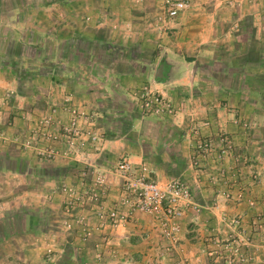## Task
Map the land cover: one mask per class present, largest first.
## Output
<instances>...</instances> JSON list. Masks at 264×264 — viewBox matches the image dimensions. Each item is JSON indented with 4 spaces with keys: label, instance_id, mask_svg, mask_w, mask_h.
I'll use <instances>...</instances> for the list:
<instances>
[{
    "label": "crops",
    "instance_id": "crops-1",
    "mask_svg": "<svg viewBox=\"0 0 264 264\" xmlns=\"http://www.w3.org/2000/svg\"><path fill=\"white\" fill-rule=\"evenodd\" d=\"M161 1L0 0V94L9 93L10 110L1 117L6 139L0 138V173L20 175L31 191L38 187L37 199H43L35 204L33 199L32 206L33 192L26 187L22 196L1 203L6 210H0V249L14 252L11 262L224 264L207 255L211 236H224L221 216H242L251 241L263 242V234L252 228L255 210L244 203L223 202L220 212L212 207L218 189L209 175L217 166L207 161L195 170L192 155L196 131L204 137L227 135L235 144L233 155L240 157L236 168L245 195L264 198V0H183L190 8L174 18L163 12ZM146 83L179 112L168 118L142 115L131 92ZM65 99L95 110L94 124L103 137L92 159L95 168L111 170L127 159L148 165L158 181L187 182L201 209H184L178 250L162 251L155 222L142 213L104 226L89 202L65 214L59 193L63 183L80 184L75 165L35 161L31 150L13 144L30 136L28 128ZM53 108L57 112L49 116L66 122V113ZM234 120L256 126L246 130ZM254 170L261 173L260 182L252 181ZM109 180L104 210L123 211L122 181L112 174ZM80 218L87 239L80 237ZM65 221L71 230L63 227ZM29 237L44 247L52 242L59 253L51 262L29 258ZM17 251L23 253L20 262ZM257 259L264 264V252Z\"/></svg>",
    "mask_w": 264,
    "mask_h": 264
},
{
    "label": "rangeland",
    "instance_id": "rangeland-1",
    "mask_svg": "<svg viewBox=\"0 0 264 264\" xmlns=\"http://www.w3.org/2000/svg\"><path fill=\"white\" fill-rule=\"evenodd\" d=\"M166 1L162 0L161 3L163 5V12H166ZM229 1V0H227ZM187 11V10H186ZM185 12V11H184ZM162 13V12H161ZM153 83V82H152ZM132 97L136 103V107L138 111L147 117H161V118H168L175 116L179 112V107L175 106L173 102L162 92L156 90L155 86L151 85L150 83H146L141 86L139 89H135L132 92ZM9 98V93L5 92L0 94V126L3 125V118L8 117L10 115V110L7 108V99ZM54 106H59L60 111L63 112L65 115L69 116V109L68 108H75L79 113L86 114L87 117L92 118L93 125L92 130L98 133V149L95 147L89 146V140L85 137H81L80 135L75 138V141L72 146L68 147L69 145L65 143L64 138L58 140H47L39 131V120L28 128L29 132H31L30 136L24 139L15 138L13 139V144L16 146H22L21 148L29 149L31 152L30 155L33 156L34 160H42V163H51L57 160H69L75 165V180H80V184L77 186L71 183H63L61 187V194L63 197L64 202V212L66 215L71 214L72 208L76 207L78 204L80 207L85 206L86 202L91 203L90 205L96 206V212L99 208L104 209V205L102 204L103 198L107 195V191L110 184H113L111 180H109V176L112 174L116 179L123 181L121 178L117 177L115 174L116 165L121 162H117L113 165L112 169H97L95 165L92 164V159L101 151V144L103 141L102 133L98 131L97 125L94 124L95 114L93 113L95 110L93 108L88 107L87 105H74L71 103L70 100L65 99L64 103L61 105H53L50 106L47 112L44 113L45 115H53L56 113V109L53 108ZM6 107V108H5ZM157 107H159L160 111H157ZM4 108V109H3ZM42 116V117H44ZM2 117V120H1ZM41 117V118H42ZM58 120V119H57ZM60 121V120H59ZM64 124L65 122H61ZM83 123V122H82ZM81 123L80 126L83 127ZM5 124V123H4ZM234 125H240L242 128L248 130L256 126L254 123L249 122H242V121H235ZM203 125L207 126L208 124L204 123ZM258 128V127H255ZM254 128V129H255ZM201 131V130H200ZM196 135L199 137L196 139V143L193 146V159H192V167L195 170H202L204 168V164H207V161L213 162L217 167H215L216 173H211L209 175V182L212 187H217L216 192V201L212 205V207L217 210H220L221 204L223 202L227 203H244L247 207L252 208L255 210L252 228H256V234H263L264 237V198L260 200H256L251 196L245 195L246 191L244 186H241L240 179L238 177L239 172L237 170L236 165L240 163V157L234 156L233 151L235 150V144L232 138L228 137L225 134H219L215 136H207L204 137L201 135V132L196 131ZM0 138L2 140L6 139V135L3 131L0 130ZM8 146V144H6ZM48 149L56 150L57 153H53L52 155H48L45 151ZM88 150V151H87ZM55 152V151H54ZM96 153V154H95ZM231 157L234 162H231ZM146 165V164H144ZM10 166V165H9ZM149 169L150 167L146 165ZM36 167V166H35ZM152 172V176L154 172ZM238 174V175H237ZM34 175L36 176V171H34ZM252 181L260 182L262 180L261 173L257 170L252 171L250 174ZM103 180L102 187H97L94 185L95 181L98 178ZM155 178V176H153ZM20 175L17 176L14 173H10L8 171H1L0 173V210H6V205H1V203L5 200L13 199L14 197L22 196L24 192H27V183L26 186L21 182ZM32 178H30L31 181ZM173 180V179H172ZM170 181V180H168ZM166 181V182H168ZM160 183H166L161 182ZM186 182V181H185ZM187 183V182H186ZM87 184V185H86ZM122 185V182H121ZM220 186H226L228 188L235 189V193H231L229 190L220 191ZM34 187V186H33ZM32 187V188H33ZM29 188L31 205L41 200L37 199V189L35 185V189L31 191V187ZM96 188L100 191L101 195L99 196V200L96 201L92 198H89L90 191ZM117 201V200H115ZM43 202V199L41 200ZM193 206L187 207L195 211L196 213L200 212L201 207L195 204L193 200ZM7 207L9 205L7 204ZM126 209H123V211ZM223 212V210H222ZM220 214V213H219ZM81 219V218H80ZM83 219V218H82ZM221 220L223 222L225 230L224 236L219 238L215 235H212L210 239L211 247L207 251V255L209 258L214 260H221L224 264H257L258 255L264 252V239L262 243H253L251 241V236L247 234L246 227L243 223L242 216H234V217H225L221 216ZM105 224L110 225L109 221L101 222L99 220V225L104 226ZM79 225V226H78ZM78 230L80 232L81 239H87L88 236L85 235L87 233L84 231L87 226L83 223L82 225L78 223ZM81 225V226H80ZM63 227L66 230H71L72 225L70 222L65 221L63 223ZM88 231V229H87ZM89 232V231H88ZM257 236L261 235H255ZM52 239V238H51ZM46 240V239H45ZM28 252L29 255L32 253L34 260H38V258L43 257L46 262H51L55 256L59 253L55 246L52 245V242L46 241V247L42 245V241L38 242L37 237L33 239L31 237L28 238ZM26 242V241H25ZM260 242V241H259ZM250 248V252H246L247 249ZM21 250V249H20ZM25 251V249H23ZM209 252H212V255H209ZM17 254L16 261L20 262L18 257H22L23 253H19L18 251L15 252ZM98 253V252H97ZM162 253V252H161ZM172 253V252H171ZM14 252L9 251L7 249H0V264H16L15 262H11L10 258H12ZM20 254V255H19ZM163 254V253H162ZM169 254V253H168ZM35 260V261H36ZM30 263V262H29Z\"/></svg>",
    "mask_w": 264,
    "mask_h": 264
},
{
    "label": "built area",
    "instance_id": "built-area-1",
    "mask_svg": "<svg viewBox=\"0 0 264 264\" xmlns=\"http://www.w3.org/2000/svg\"><path fill=\"white\" fill-rule=\"evenodd\" d=\"M190 3L183 0H167L166 13L170 18L177 17L180 13L188 10ZM69 116L62 124L54 120L52 116L45 115L39 120V131L47 140H58L64 138L65 143L70 147L78 135L85 137L89 146L98 149L99 135L92 130L93 120L84 113H79L75 108H68ZM157 111L159 107H157ZM83 122V123H82ZM81 123L83 127L80 126ZM55 151V152H54ZM49 156L57 153L56 150L45 151ZM115 174L121 178L122 187L119 196L120 207L126 211L116 208L109 211L99 208L97 217L101 222L109 221L111 224H118L119 221L132 217L134 213H142L153 219L163 240L162 251L171 253L178 250L180 242V221L184 215V209L193 206V196L189 185L181 179H173L166 183H160L152 176L150 169L144 165H135L123 159L116 165ZM95 186L102 187L103 180L99 177ZM100 191L96 188L90 191L89 198L99 200ZM82 225V219L79 220ZM89 235L87 229H84ZM209 252V255H212Z\"/></svg>",
    "mask_w": 264,
    "mask_h": 264
}]
</instances>
